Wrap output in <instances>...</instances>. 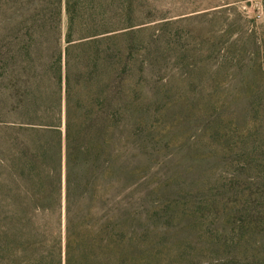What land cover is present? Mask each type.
<instances>
[{
  "label": "rangeland",
  "instance_id": "374dc122",
  "mask_svg": "<svg viewBox=\"0 0 264 264\" xmlns=\"http://www.w3.org/2000/svg\"><path fill=\"white\" fill-rule=\"evenodd\" d=\"M139 3L133 26L109 44L124 64L110 142L125 186L124 249L70 264H264V0ZM6 27L0 14V49ZM13 74L0 66V123L9 126ZM83 82L77 94L111 84ZM52 89L42 82L39 106L54 116ZM9 133L0 130V164ZM8 171L0 167V213L13 210ZM6 222L0 216V264H22L26 243ZM47 237L41 227L37 264L58 263Z\"/></svg>",
  "mask_w": 264,
  "mask_h": 264
},
{
  "label": "trees",
  "instance_id": "16d2710c",
  "mask_svg": "<svg viewBox=\"0 0 264 264\" xmlns=\"http://www.w3.org/2000/svg\"><path fill=\"white\" fill-rule=\"evenodd\" d=\"M139 9V0H0L10 32L0 66L14 71L17 92V121L0 123L13 134L0 167L15 192L13 210L0 216L26 243L17 250L22 264L38 263L41 227L57 264L123 252L125 186L110 142L124 64L122 51L109 44L133 26ZM103 77L111 82L105 92L77 94L89 85L83 81L95 85ZM44 80L53 87L54 116L40 111ZM112 183L114 198L107 194Z\"/></svg>",
  "mask_w": 264,
  "mask_h": 264
}]
</instances>
